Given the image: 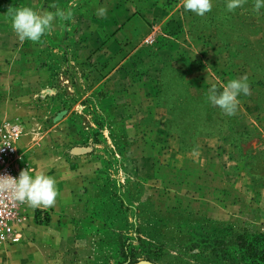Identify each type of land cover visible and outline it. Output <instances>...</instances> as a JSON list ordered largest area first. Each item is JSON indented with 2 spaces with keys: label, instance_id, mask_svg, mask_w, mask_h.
Here are the masks:
<instances>
[{
  "label": "rangeland",
  "instance_id": "374dc122",
  "mask_svg": "<svg viewBox=\"0 0 264 264\" xmlns=\"http://www.w3.org/2000/svg\"><path fill=\"white\" fill-rule=\"evenodd\" d=\"M226 3L227 0H215L208 15L193 21L191 40L194 46L186 48L164 39L157 44L158 49L130 52L131 57L124 65L108 66L109 58L113 60L114 57H108V53L103 55L106 52L102 50L98 55L95 49L107 42L111 29L108 22L93 18L96 4L70 7L72 4L67 0L53 4L44 0H0V38H3L0 39V57L9 65L1 70L7 69L10 76L27 75L29 68L25 58L14 68L6 59L13 50L11 42L24 44L28 41L35 45V68H30V72L33 71L41 83H37L34 101L36 108L49 106V83H45L49 71L40 63L44 57L40 48L43 44L56 48L62 45L64 62L75 57L82 62L78 61L77 66L60 65L54 59L59 60L61 52H56L58 57L52 58V76L76 77L84 81L91 77L113 76L122 85L148 89L152 109L165 112L157 115L158 122H163L164 128L176 136L183 150L207 156L202 157L207 163L222 160L233 178L243 175L247 190L264 188V8L256 12L254 0H246L243 7L228 12ZM24 6L38 12L55 13L57 8L70 10L73 16L68 20L57 17L51 32L39 42H21L11 25L12 13ZM116 22L119 25L121 20L116 19ZM114 53L115 62L123 61L119 60L123 52ZM52 54L55 53L52 51ZM244 76H247L251 94L238 97L235 115L228 116L208 102L207 93L211 87L215 86L220 92L228 81ZM6 85L4 93L11 92L16 81L10 82L9 89ZM111 88V82L102 81L97 92L102 96ZM54 89L58 91L56 95H62L53 102L54 107L67 105L69 84H59ZM20 93L26 97L28 92L21 90ZM32 100L22 101L19 113L0 124L21 127L16 118L23 120L28 114L26 105ZM102 101L101 107L110 106L106 99ZM37 116L42 119L43 113ZM118 186V183L113 185L111 193L114 196L124 200L134 198L128 193L118 195L121 190ZM143 194L144 203L140 213L137 212L141 220L135 221L129 220L125 209L118 210L121 205L112 204L110 193L102 190V201L93 210L88 205L83 218L72 226L74 256L66 264H251L254 256L257 264H264V254L260 253L263 239L254 242L256 235L264 236V223L210 219L191 207L182 206L172 212L152 213L146 190ZM241 237H244V244Z\"/></svg>",
  "mask_w": 264,
  "mask_h": 264
},
{
  "label": "crops",
  "instance_id": "0c3cea01",
  "mask_svg": "<svg viewBox=\"0 0 264 264\" xmlns=\"http://www.w3.org/2000/svg\"><path fill=\"white\" fill-rule=\"evenodd\" d=\"M61 1L44 0L50 4ZM67 1L81 6L96 4L93 18L108 22L111 30L107 33V42L95 51L99 55L102 50L106 52L103 55L108 53V57L114 58V52H123L122 58H118L123 61L109 58L108 66L124 65L131 57L130 52L158 49L157 44L164 39L186 48L194 46L193 21L208 15L201 17L186 11L182 0ZM101 7L107 9L104 16L97 15ZM116 19L121 20L119 25ZM11 43L13 50L6 59L11 68L19 67L21 58H25L29 70L24 76H10L7 69L1 70L9 65L0 57V123L19 113L22 101L33 99L26 105L28 114L23 120L16 118L23 130L18 144L21 166L30 175L54 177L59 195L54 206H28L27 239L22 245L0 247V264H66L73 259L72 226L83 218L88 205L93 210L102 201V190L110 193L112 204L121 205L118 210H126L129 220H141L137 212L141 211L143 190H146L152 213L172 212L182 206L191 207L210 219L264 223V188L247 190L243 175L233 178L222 160L207 163V159H202L207 156L183 150L176 136L164 128L163 122H158L157 115L165 112L152 109L148 89L122 85L113 76H107V80L91 77L85 81L52 76V58L58 57L56 52H61L59 60L54 59L60 65L77 66L82 60L75 57L64 62L62 45L56 48L43 44L40 49L44 57L40 63L49 71L48 82L45 80L49 83V106L36 108L34 92L41 81L30 68H35L37 48L28 41ZM191 50L195 52V48ZM14 81L16 85L11 92L4 93V84L9 89L10 82ZM102 81L111 82L112 88L100 96L97 90ZM59 84H69L66 94L69 102L54 107L53 102L62 97L54 89ZM21 90L28 92L26 97L21 95ZM101 99H106L110 106L101 107ZM38 113H43L42 119ZM115 183L121 189L118 195L128 193L134 198L124 200L114 196L111 192Z\"/></svg>",
  "mask_w": 264,
  "mask_h": 264
},
{
  "label": "clouds",
  "instance_id": "9594fccd",
  "mask_svg": "<svg viewBox=\"0 0 264 264\" xmlns=\"http://www.w3.org/2000/svg\"><path fill=\"white\" fill-rule=\"evenodd\" d=\"M245 3L246 0H227L226 9L228 12H234L237 8L243 7ZM75 6L72 4L70 7ZM182 6L186 11L203 17L212 10L213 3L212 0H182ZM52 7L57 6L52 5ZM261 8H264V0H254L253 10L259 12ZM106 12L107 9L101 7L97 10V15L104 16ZM72 16L73 13L70 10L66 12L57 8L55 13L38 12L31 7L24 6L12 13L11 26L21 42L30 40L36 43L41 40L42 36L51 32L53 21L57 17L61 20H68ZM241 94H251L247 76L231 79L220 92L215 86L211 87L207 93V100L211 105L220 108L224 114L232 116L236 113L239 105L238 97ZM5 195L31 208L41 206L47 208L55 205L59 193L54 177L45 174L33 176L25 169L19 173L18 179L10 175H0V196Z\"/></svg>",
  "mask_w": 264,
  "mask_h": 264
},
{
  "label": "built area",
  "instance_id": "2783aa9c",
  "mask_svg": "<svg viewBox=\"0 0 264 264\" xmlns=\"http://www.w3.org/2000/svg\"><path fill=\"white\" fill-rule=\"evenodd\" d=\"M19 126L0 124V175L19 178L21 166ZM30 174V173H29ZM28 206L0 196V247L22 245L27 239Z\"/></svg>",
  "mask_w": 264,
  "mask_h": 264
},
{
  "label": "trees",
  "instance_id": "16d2710c",
  "mask_svg": "<svg viewBox=\"0 0 264 264\" xmlns=\"http://www.w3.org/2000/svg\"><path fill=\"white\" fill-rule=\"evenodd\" d=\"M261 238L263 239V251H261L260 253H261V254H264V236L261 237V236H259V235H256L255 238H254V242H258V241H260ZM240 241H241V243L244 244V237H241V238H240ZM241 248H242V246H240L239 249H241ZM256 251H257V250H256ZM257 260H258V258H257ZM251 264H257L256 261H255V256L253 257V260H252Z\"/></svg>",
  "mask_w": 264,
  "mask_h": 264
}]
</instances>
